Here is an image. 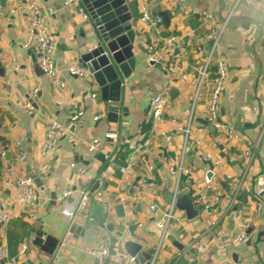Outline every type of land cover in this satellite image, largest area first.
Returning <instances> with one entry per match:
<instances>
[{
	"label": "crops",
	"instance_id": "0c3cea01",
	"mask_svg": "<svg viewBox=\"0 0 264 264\" xmlns=\"http://www.w3.org/2000/svg\"><path fill=\"white\" fill-rule=\"evenodd\" d=\"M36 1L47 15L55 38L54 63L65 87L55 86L49 76L36 71V44L24 46L30 24L24 1H0L5 11L0 16L5 53L0 69V148L6 149L5 156H0V207L6 200L12 202L10 219L0 222V244L7 246L9 255L17 257V264H99L92 250L108 246L112 252H127L125 244L133 241L151 254V260L162 235L156 220L168 209L177 188L178 196L193 198L200 213L188 219L184 212L182 221L171 223L155 264H264V192L260 198L255 196L256 189L264 184V6L237 0H127L134 12L132 28L137 35L133 52L137 63L123 83L121 101L113 103L120 107L118 121L113 122L108 111L112 104L103 99L94 79L68 72L71 66L82 67L81 55L95 46L99 37L90 14L84 18L63 0ZM162 11L170 17L168 25L164 19L157 25L143 21L145 13L155 17ZM203 11L212 18L205 19ZM232 12L216 55L227 70L220 122L233 128L236 138L223 139L216 126L207 121L209 92L203 90L192 120V135L186 142L175 129L188 121L195 87L189 81L169 86L168 72L149 60L148 48L159 49L167 66L194 75L193 67L204 62L196 48L207 49L205 35L224 24ZM188 30H193L190 36L185 35ZM173 35L182 41L185 54L180 58H175V50L166 43ZM34 89H38L36 95ZM157 94H163L171 105L163 118L148 115ZM23 103L32 104V115ZM79 110H83V116L72 121L71 116ZM95 116L100 117L95 120ZM52 119L66 128V134L57 153L45 159L40 148ZM108 132H115L116 137L107 138ZM170 132L172 141L168 144L166 136ZM93 138L100 142L91 152ZM143 138L150 139L145 159L121 173L120 167ZM197 149L211 154V159L204 161L196 156ZM23 152H27L26 161L19 159ZM183 152L184 166L192 175L182 174L178 183L171 169H177ZM45 162L49 168L42 179L38 178V199L30 206L16 201L17 188L4 180L38 173ZM7 168L15 175L3 174ZM149 181L154 185L149 186ZM66 190L73 194L58 202L57 197ZM83 191H89L91 197L73 225L61 210L76 209ZM201 192L206 193L210 210L204 203H196ZM152 204L158 207L157 213L151 210ZM208 221L215 225L209 227ZM74 227H79V232ZM208 228H213L212 232ZM69 229L72 234L58 257V245L51 254L33 243L37 230L57 238L59 243ZM241 233L248 235L247 242L234 241ZM215 235L221 237L226 254L218 252L219 244L214 241L201 254L187 246L199 238L210 241ZM23 244L27 251L21 255ZM0 264L9 263L0 259ZM105 264H111V260Z\"/></svg>",
	"mask_w": 264,
	"mask_h": 264
},
{
	"label": "built area",
	"instance_id": "2783aa9c",
	"mask_svg": "<svg viewBox=\"0 0 264 264\" xmlns=\"http://www.w3.org/2000/svg\"><path fill=\"white\" fill-rule=\"evenodd\" d=\"M23 1L26 10L29 13V18H30V24L27 31L26 39L24 41V46L29 47L33 43L36 44L37 63L39 64V67L42 69L44 74H46L53 80L55 86L63 88L65 87V82L60 78L59 71L54 63L53 55L55 52L56 43H55V38L51 33V31L49 30L47 24V15L44 13V10L41 8L40 4L36 0H23ZM242 1H245L252 6L258 4L264 6V0H237V3ZM63 2L64 5L76 7L84 18L89 17V13L84 7L82 0H63ZM15 11L16 10L14 9L11 10V12L14 13ZM4 14L5 11L3 10L0 4V16ZM232 14L233 12L229 15L227 21L224 24H222L218 28L211 29L205 35L206 41L209 42V47L207 49H204L201 46L196 48L197 54L200 57L203 56L204 62L199 67L198 66L193 67L196 69V74L194 75H190L184 71H178L173 66H169V65L167 66V64L165 63L164 56L159 49H156L153 46H149L148 48L149 60L151 62L163 66V68L168 72L169 86H174L182 81H189L195 87L194 94L191 98L190 114L188 121L184 124L177 126L175 129L176 132H180L184 136L186 142L189 141L192 135V120L196 105L203 90L209 92L207 121L210 124L216 126L218 132H220L223 139L232 140L236 138L234 129L220 122L221 111H222L221 98L227 89V70L223 59L216 55V50L218 48V45L220 44L223 33L226 30V27L228 26V22L232 17ZM203 16L205 19L212 18V15L207 11H203ZM143 21L151 22L152 25H157L163 22V17L158 14L155 17H152L151 14L145 13L143 16ZM192 32L193 30H188L185 32V35L190 36ZM166 43L168 44V46H171L175 50V54H174L175 58H180L185 54L182 47V41L179 36L173 35L167 38ZM4 57H5V53L2 48V39L0 36V69L4 62ZM186 65L187 67L190 66L188 62H186ZM213 65H215L214 71L212 70ZM68 72L72 76L91 77L90 73L85 68L80 66H75V65L71 66L68 68ZM37 92L38 89H34L33 95H36ZM22 105L26 107L29 114L32 115L34 113V108L31 103H27V104L23 103ZM170 106H171L170 103L164 98L163 94H157L154 96L151 102L148 115L157 118H163L165 110L170 109ZM254 109H256V107ZM83 114H84L83 110H79L71 116V120L76 122L83 116ZM99 117L100 116H95L94 119L97 120L99 119ZM65 134H66V128L63 125L58 123L55 119L50 120L47 126L45 140L40 148L41 157L46 159L54 156L59 149L61 138ZM106 137L115 138L116 133L108 132L106 133ZM166 139L168 141V144H170L172 141V132H170L166 136ZM99 142L100 140L98 138H93L89 143V150L91 152L95 151ZM195 143L197 145H200L201 141L199 139H196ZM149 145H150L149 138L148 139L143 138L141 141H139L134 146L133 155L130 158H128L125 161V163L120 167L121 173L123 174L126 173L129 169L137 166L140 160L145 159L146 155L149 152ZM5 154H6V149L4 147L0 148V156H5ZM195 155L202 158V160L204 161H207L212 157L211 154L209 153L202 154L199 149L195 150ZM19 159L21 161H26L27 152H23L20 155ZM184 159H185V154L183 152L182 158L180 162H178L177 164L178 166L177 169H175L174 166L171 169L174 174H177L178 183L180 181V177L182 176V174L189 176L192 175V172L184 166ZM216 163L219 164V161H216ZM48 168H49V164L45 162L39 168L38 173H34L32 175H27L22 177L15 176L14 180L12 181L4 180V182L10 183L11 185L17 188L16 201H20L25 206H30L39 197V187L37 185L36 179L38 178L42 179L44 177V173L48 170ZM149 168H152V166L149 165ZM3 174L15 175V172L7 168L4 170ZM205 183L209 185L210 179L206 178ZM147 184L149 186L154 185V183L150 181ZM263 192H264V184H262L256 189L255 196L257 198H260ZM72 194H73L72 190H66L57 197V200L58 202L62 203L64 202V199L71 196ZM98 195H100V192ZM90 197L91 194L89 191H83L78 198L76 209L63 207L61 210L62 214L71 218L74 225V222L78 217L79 212L84 211L85 208L87 207ZM177 197H178V189L176 188L168 209L163 213V216L160 219L156 220V225L162 231L157 252L161 248L163 242L168 238V231L171 223L175 220L182 221L184 219V215H185L184 211H180L176 208ZM196 203L197 204L204 203L205 209L210 210L209 204H207V195L205 192H201L200 197L196 200ZM11 208H12L11 201L6 200L1 204L0 207L1 223H6L10 219ZM150 208L154 213L158 212V207L155 204H152ZM33 217L35 218V216ZM208 224L209 227H212L215 225V222L208 221ZM208 229L210 232H212L213 228H208ZM71 234L72 231L69 229L67 231V234L59 241L57 248V257L63 246L66 245V243L68 242ZM248 240L249 237L245 233L237 234L234 237V241L237 242H247ZM211 241H214L217 244H219L218 252L220 254H226V248L221 243V237L218 235L213 236V238L210 241L204 238L196 239L194 241L189 242L187 246L189 248H192L194 251H196L197 254H201L207 249ZM26 251H27V245L23 244L19 253L23 255L25 254ZM157 252L152 257V259L149 260L147 264H155ZM91 255L98 258L99 264H105L108 259L111 260V264H142L139 261L137 255L136 256L130 255L127 252H124L123 250L121 251L120 249H116L114 252H112L108 246L92 250ZM0 259L6 260L9 264H17L18 262L16 256L9 255L8 248L4 244H0Z\"/></svg>",
	"mask_w": 264,
	"mask_h": 264
},
{
	"label": "water",
	"instance_id": "95a60500",
	"mask_svg": "<svg viewBox=\"0 0 264 264\" xmlns=\"http://www.w3.org/2000/svg\"><path fill=\"white\" fill-rule=\"evenodd\" d=\"M83 3L95 23L99 37L95 46L81 55L80 63L101 88L103 99L112 104L108 107L110 121L117 122L120 107L113 103L121 101L123 83L129 79L137 63L133 52L137 35L132 28L134 12L127 0H83ZM159 14L168 25V13L162 11ZM35 68L37 72L44 73L38 63ZM122 111L125 112L126 108ZM211 129L215 130L214 126ZM36 182L40 185L38 179ZM97 185L98 183L93 187L92 193ZM168 199L171 200V195H168ZM176 208L184 211L188 219H194L200 213L193 198L187 194L177 197ZM79 230V227L76 228L77 232ZM33 243L52 254L58 245V239L37 230ZM175 243L178 244L177 241ZM179 246L183 247L182 244ZM125 249L128 254L137 255L141 263H146L151 258V254L142 250L139 243L128 241Z\"/></svg>",
	"mask_w": 264,
	"mask_h": 264
},
{
	"label": "trees",
	"instance_id": "16d2710c",
	"mask_svg": "<svg viewBox=\"0 0 264 264\" xmlns=\"http://www.w3.org/2000/svg\"><path fill=\"white\" fill-rule=\"evenodd\" d=\"M214 69H215V65L212 66V70H214Z\"/></svg>",
	"mask_w": 264,
	"mask_h": 264
}]
</instances>
